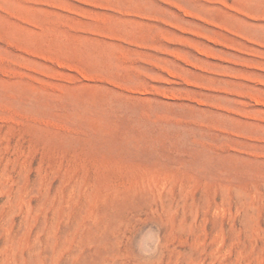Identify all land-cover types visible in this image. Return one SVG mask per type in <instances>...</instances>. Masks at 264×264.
Wrapping results in <instances>:
<instances>
[{"label":"rangeland","instance_id":"374dc122","mask_svg":"<svg viewBox=\"0 0 264 264\" xmlns=\"http://www.w3.org/2000/svg\"><path fill=\"white\" fill-rule=\"evenodd\" d=\"M0 264H264V0H0Z\"/></svg>","mask_w":264,"mask_h":264}]
</instances>
